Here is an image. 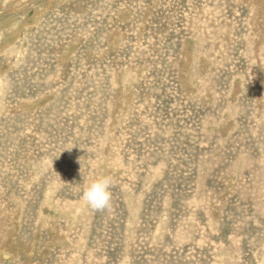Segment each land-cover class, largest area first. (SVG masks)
<instances>
[{"label":"rangeland","instance_id":"rangeland-1","mask_svg":"<svg viewBox=\"0 0 264 264\" xmlns=\"http://www.w3.org/2000/svg\"><path fill=\"white\" fill-rule=\"evenodd\" d=\"M0 85V264H264V0H0Z\"/></svg>","mask_w":264,"mask_h":264},{"label":"clouds","instance_id":"clouds-1","mask_svg":"<svg viewBox=\"0 0 264 264\" xmlns=\"http://www.w3.org/2000/svg\"><path fill=\"white\" fill-rule=\"evenodd\" d=\"M4 95L0 85V97ZM114 180L110 175L100 174L93 177L84 187L81 199L86 208L93 212L110 211L112 208V192Z\"/></svg>","mask_w":264,"mask_h":264},{"label":"bare ground","instance_id":"bare-ground-1","mask_svg":"<svg viewBox=\"0 0 264 264\" xmlns=\"http://www.w3.org/2000/svg\"><path fill=\"white\" fill-rule=\"evenodd\" d=\"M21 3H22V2H21ZM15 5H16V4H15ZM24 6H25V5H24ZM24 6H23V7H24ZM48 6H49V5H48ZM21 9H22V8H21ZM18 10H19V9H18ZM10 11H11V10H10ZM18 12H19V11H18ZM14 15H15V14H14ZM20 26H21V25H20ZM5 253H6V252H5ZM5 253L2 254V255H3L4 257L8 256V254H5Z\"/></svg>","mask_w":264,"mask_h":264}]
</instances>
